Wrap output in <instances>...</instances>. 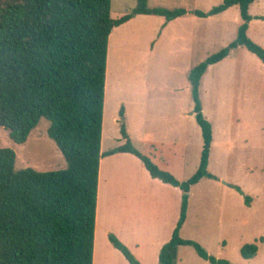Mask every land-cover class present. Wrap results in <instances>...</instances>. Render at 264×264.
Returning <instances> with one entry per match:
<instances>
[{"label":"trees","instance_id":"trees-1","mask_svg":"<svg viewBox=\"0 0 264 264\" xmlns=\"http://www.w3.org/2000/svg\"><path fill=\"white\" fill-rule=\"evenodd\" d=\"M254 0H222L198 17L237 6L241 22L227 45L207 55L188 72L192 111L200 127L202 148L196 170L179 181L140 152L126 131L124 107L118 110L122 144L101 151L107 48L111 30L137 14L159 15L166 21L184 15L183 7L149 6L136 0L128 12L112 17L111 0H0V126L16 143H23L42 117L66 166L37 171L14 169L15 152L0 147V264H92L99 161L117 152L138 157L153 178L181 190L179 217L170 239L158 253V264H175L179 245H190L211 264H231L210 255L198 242L182 238L188 192L208 171L212 141L210 121L202 112L199 85L209 65L231 49L246 48L264 62V47L247 34ZM235 189L243 194L242 189ZM246 204L250 196L245 195ZM109 242L130 264H140L113 234ZM256 242L244 243L242 257L251 258Z\"/></svg>","mask_w":264,"mask_h":264},{"label":"rangeland","instance_id":"rangeland-1","mask_svg":"<svg viewBox=\"0 0 264 264\" xmlns=\"http://www.w3.org/2000/svg\"><path fill=\"white\" fill-rule=\"evenodd\" d=\"M147 1L149 6L206 11L222 0ZM135 3L136 0H111L110 13L112 17L119 16L130 11ZM249 13L252 16L264 15V0H254L249 6ZM186 16L189 17L185 18L184 28L195 32L196 36H204L206 41L188 56L173 53L174 21H170L169 26L163 16L145 15L142 20L127 22L121 34L113 33L101 142V151H105L113 147L119 138V99H123L125 104L141 97L144 101L147 95L144 86L147 83H174L180 88L175 90L179 93V102L189 110L186 123L192 133V140L186 146L185 165L176 172L175 177L179 181L186 180L196 170L202 147L200 127L192 111L190 89L184 85L188 84V71L233 40L241 22L237 6L195 23L187 21L193 16L191 13ZM161 24H165L166 28L161 30ZM160 31L161 41H158ZM247 34L264 47V20L252 18ZM178 63H183L179 68L188 69L187 72H173L174 68L169 65ZM111 65L115 71L113 76L110 74ZM149 95L152 98L161 96L156 89L151 90ZM199 95L202 112L212 127L207 169L216 178L203 177L190 187L186 218L179 235L198 242L210 255L226 259L231 264H264V62L242 46L231 49L225 58L209 65L201 77ZM126 123L130 129L134 128L130 113L126 115ZM47 127L48 120L42 117L27 139L16 143L0 126V147L14 150L15 170L31 167L46 171L66 166L59 148L47 135ZM133 136L141 137L136 130ZM109 157L100 160L99 180L108 178L109 184L113 180L119 184V180L126 183L130 191L139 186L142 178L140 165L120 160L110 162ZM101 182L103 196L113 193L115 197V189L112 192L105 180ZM235 185L242 189L243 194L235 189ZM245 195L250 196L249 204L244 201ZM121 206L114 204L110 212L105 207L103 211L100 199L93 264L124 262L122 253L110 244L104 232L107 224L118 228L124 226V214L129 212ZM101 215H104L103 219ZM251 242L257 243V252L251 258L242 257L241 246ZM175 264L211 263L198 256L192 246L179 245Z\"/></svg>","mask_w":264,"mask_h":264},{"label":"crops","instance_id":"crops-1","mask_svg":"<svg viewBox=\"0 0 264 264\" xmlns=\"http://www.w3.org/2000/svg\"><path fill=\"white\" fill-rule=\"evenodd\" d=\"M186 10L187 12L184 15L169 20L167 24L170 26V21H174L172 23L174 24L172 25V27L175 32V41H173L174 44L172 46V50L173 53H177L178 55L183 56H188L189 54L192 55L198 47L206 42L204 36H196L195 32L191 33L190 30L187 31V29L184 28L185 18L189 17L186 15H188V13L190 14L189 11H191L189 9ZM145 15L148 14H137L131 19L114 27L111 30L107 48L105 89L107 87L109 67L111 64V37L113 33L118 32L121 34V31L122 29H124L127 22L142 20ZM191 15L193 14L191 13ZM203 18L204 17L193 15L192 18H187V21L188 23H195V21H200L199 19ZM161 26V30L166 28L165 24H161ZM160 33L161 31L158 35V41H161ZM180 64L183 63L170 64L169 67L174 68L173 72H187L188 69L186 70L179 68ZM114 73L115 71L113 72L111 65L110 74L113 76ZM184 85L186 87H189L190 89L189 81L188 84ZM144 87L145 91L147 90V95L144 97V101L142 97L135 101H129L130 104H125V101L123 99H119L117 101V105L119 104V108L121 105H123L124 107L126 131L131 139L132 144L140 152L148 155L160 168L167 170L174 176H176V172L182 170L185 165L184 156L186 146H188V141L192 140V133L188 129L186 123L187 112L189 113V110L187 108L184 109L182 103L179 102V93H175V90L180 88L177 87V85H175L174 83L172 84L168 82V85L166 84V82L153 84L147 83ZM170 88L174 90H170ZM153 89L158 90L161 96L152 98L153 96L149 94ZM128 106H131V108H128ZM128 113L131 114L132 123L134 125L133 129H130L126 123V115H128ZM135 130L139 131V134L141 135L140 138H134L133 131ZM123 141L124 140L121 138L119 133V138L116 139V143L113 147L122 144ZM108 157V160L110 162L113 160H120L124 163L125 161H128V163H132L135 166L140 165L139 169L142 178L140 180L141 182L139 183V186L136 185L134 189H131L130 191L129 186L126 185V183L123 184L118 180V184L113 180V182L109 184L108 178H100L99 180L98 176L95 229L98 222L100 199L103 204V211L104 207L107 208L108 212H110V209L114 204H119V206L122 205L121 207L123 209L125 207L129 212L128 215L124 214L125 217L123 218L122 222L124 226L118 228L112 227L107 224V227L104 228V232H106V235L108 233H113L130 250V252L139 261L140 264H158L159 250L161 246L170 239L173 228L179 217L182 192L177 186H173L170 183H166L157 178H153L146 170L141 160L131 153L117 152L108 155ZM99 172L101 174L100 161ZM102 180H105L107 185L111 186V191L115 189V195L117 197H113L114 194L112 193L111 195L105 196L107 200V202H105V197L103 196L102 191L103 188L101 187ZM114 184H116L115 187ZM106 193H108V187ZM103 216L104 215H101L102 219ZM93 257H95L94 249ZM123 259V264H130L124 256ZM93 260L92 264L94 263Z\"/></svg>","mask_w":264,"mask_h":264}]
</instances>
